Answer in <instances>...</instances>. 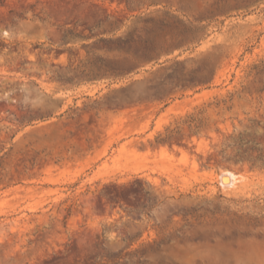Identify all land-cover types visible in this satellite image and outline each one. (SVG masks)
Instances as JSON below:
<instances>
[{
  "label": "rangeland",
  "instance_id": "1",
  "mask_svg": "<svg viewBox=\"0 0 264 264\" xmlns=\"http://www.w3.org/2000/svg\"><path fill=\"white\" fill-rule=\"evenodd\" d=\"M259 155L264 0H0V264H264Z\"/></svg>",
  "mask_w": 264,
  "mask_h": 264
},
{
  "label": "bare ground",
  "instance_id": "2",
  "mask_svg": "<svg viewBox=\"0 0 264 264\" xmlns=\"http://www.w3.org/2000/svg\"><path fill=\"white\" fill-rule=\"evenodd\" d=\"M221 184L224 187L232 186L236 183L237 175L231 170H227L221 174Z\"/></svg>",
  "mask_w": 264,
  "mask_h": 264
},
{
  "label": "trees",
  "instance_id": "3",
  "mask_svg": "<svg viewBox=\"0 0 264 264\" xmlns=\"http://www.w3.org/2000/svg\"><path fill=\"white\" fill-rule=\"evenodd\" d=\"M246 158L251 161V167L264 168V156H261V155H259V156H241L240 158H237V161L239 159L244 160Z\"/></svg>",
  "mask_w": 264,
  "mask_h": 264
}]
</instances>
